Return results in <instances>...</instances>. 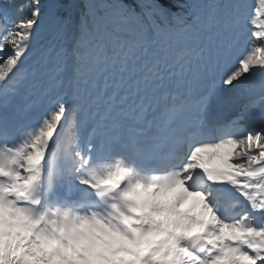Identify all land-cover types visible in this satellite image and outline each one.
Wrapping results in <instances>:
<instances>
[{
    "label": "snow or ice",
    "instance_id": "6c2138e0",
    "mask_svg": "<svg viewBox=\"0 0 264 264\" xmlns=\"http://www.w3.org/2000/svg\"><path fill=\"white\" fill-rule=\"evenodd\" d=\"M78 7L0 0V264H264V0Z\"/></svg>",
    "mask_w": 264,
    "mask_h": 264
},
{
    "label": "trees",
    "instance_id": "16d2710c",
    "mask_svg": "<svg viewBox=\"0 0 264 264\" xmlns=\"http://www.w3.org/2000/svg\"><path fill=\"white\" fill-rule=\"evenodd\" d=\"M42 3H48L49 0H41ZM82 2V0H80V3ZM124 3H127L129 5L133 4L134 3V0H123ZM59 3H61L63 6H64V16L66 18H68L72 23L74 21V18L72 15H68L66 14V11L69 9V6H70V0H59Z\"/></svg>",
    "mask_w": 264,
    "mask_h": 264
},
{
    "label": "rangeland",
    "instance_id": "374dc122",
    "mask_svg": "<svg viewBox=\"0 0 264 264\" xmlns=\"http://www.w3.org/2000/svg\"><path fill=\"white\" fill-rule=\"evenodd\" d=\"M252 4H253V3H249V5H252ZM252 10H253V9L250 7V8H249V12H251ZM69 11H70V10H68L67 13H69Z\"/></svg>",
    "mask_w": 264,
    "mask_h": 264
}]
</instances>
